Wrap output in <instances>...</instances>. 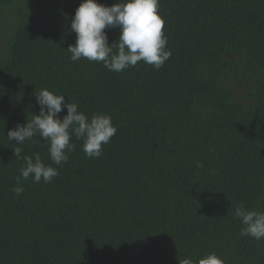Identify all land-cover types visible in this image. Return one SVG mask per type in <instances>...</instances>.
Masks as SVG:
<instances>
[{
    "label": "trees",
    "instance_id": "trees-1",
    "mask_svg": "<svg viewBox=\"0 0 264 264\" xmlns=\"http://www.w3.org/2000/svg\"><path fill=\"white\" fill-rule=\"evenodd\" d=\"M83 2L0 0V264H195L211 253L264 264V239L241 237L234 217L241 203L264 212V0H159L170 59L122 72L66 52ZM105 31L111 46L119 29ZM45 88L89 119L111 117L100 158L73 134L55 165L38 133L15 157L7 132L39 114ZM35 154L59 175L21 178L17 197L23 156Z\"/></svg>",
    "mask_w": 264,
    "mask_h": 264
},
{
    "label": "clouds",
    "instance_id": "clouds-1",
    "mask_svg": "<svg viewBox=\"0 0 264 264\" xmlns=\"http://www.w3.org/2000/svg\"><path fill=\"white\" fill-rule=\"evenodd\" d=\"M159 0H117L112 6L98 4L96 0H84L76 9L71 21V31L76 34L74 45H69L68 53L73 62L86 58L88 61L102 62L110 71L122 72L143 61L159 70L170 59L164 34V20L158 14ZM119 29V38L111 46L105 29ZM115 49V51H114ZM40 111L32 115L24 125H17L7 132L9 142L15 141L14 155L20 158L22 148L18 145L31 140L37 133L48 143V153L55 165L68 161V152L74 150L70 143L71 135L83 141V152L89 159L100 158L103 145L110 142L117 129L107 114H95L89 119L78 110L76 103H65V96L57 95L48 89L34 94ZM63 119L59 114L64 110ZM71 130V131H69ZM24 166L19 170L16 186L12 191L17 197L24 188L21 178L33 183H51L59 175L57 168L45 165L39 154L23 156ZM198 167L202 165L198 164ZM214 171V170H213ZM243 225L241 237L264 239V212L249 210L243 203L234 212ZM179 264H194L191 258L179 260ZM195 264H224L215 253L200 258Z\"/></svg>",
    "mask_w": 264,
    "mask_h": 264
},
{
    "label": "rangeland",
    "instance_id": "rangeland-1",
    "mask_svg": "<svg viewBox=\"0 0 264 264\" xmlns=\"http://www.w3.org/2000/svg\"><path fill=\"white\" fill-rule=\"evenodd\" d=\"M249 89V86L247 84H241V83H238L236 86H235V92L236 94L238 95V97H242L243 94L245 93L246 90Z\"/></svg>",
    "mask_w": 264,
    "mask_h": 264
}]
</instances>
